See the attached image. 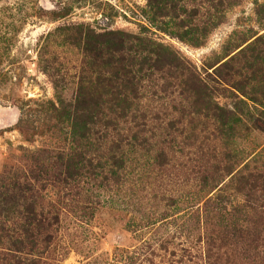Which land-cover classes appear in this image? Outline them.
I'll list each match as a JSON object with an SVG mask.
<instances>
[{
    "label": "trees",
    "instance_id": "16d2710c",
    "mask_svg": "<svg viewBox=\"0 0 264 264\" xmlns=\"http://www.w3.org/2000/svg\"><path fill=\"white\" fill-rule=\"evenodd\" d=\"M232 6L234 0H146L142 15L157 30L200 47L212 30L225 21ZM255 14L256 21L264 26V4L256 7ZM144 27L138 33L121 29L96 31L89 27V104L83 97L87 87L84 84L76 88L73 102L59 99L41 103L70 127L77 147L65 156L54 149H41L39 155L46 160H36L24 169L10 166L0 173V264H43L42 259L48 258L60 238L58 206L64 200L77 197L82 208L88 209L89 194L95 188L103 186L116 191V187L123 186L128 155H144L163 167L174 144L180 157L194 162L192 169L201 173V187H206L208 194L215 190L213 197L208 196L202 204L213 221L211 228L198 236L204 245L199 264H230V241L235 247L240 246L247 264H264V159L258 163V155L235 167L240 152L232 150V135L236 136L232 121L240 123L245 119L252 129L264 125V35H252L251 38L255 37L246 43L245 49L238 50L241 68H246L248 74L246 81L256 83L259 78L261 94L257 97L252 90L247 97L250 103L238 97L223 107L211 103L209 82H233L230 77L234 57L228 46L211 65L214 66L211 74L202 76L177 51L158 41L151 28ZM96 72L95 77L90 76ZM153 72H159L161 86L150 82ZM185 85L195 95L193 113L211 111L201 118L188 119L190 131L179 126L185 111L182 106L175 116L167 110L172 97L183 92ZM228 85L246 94L239 90L240 84ZM144 89H148L150 97L142 92ZM153 95L164 102H156ZM175 107L172 104L171 108L176 110ZM207 123L212 129H206ZM257 132L263 131L249 134ZM216 138L223 139L229 147L222 153V160L217 161L215 155L209 157L215 161L211 164L214 173L223 171L229 175L224 186H219L198 165L204 155L200 143ZM232 182L242 192L243 201L231 196ZM91 185L96 187L89 190ZM162 197L176 210L178 218L201 209V200L193 197L177 199L169 194ZM245 208L251 210L248 216L243 213ZM245 220L250 227L241 226Z\"/></svg>",
    "mask_w": 264,
    "mask_h": 264
},
{
    "label": "rangeland",
    "instance_id": "374dc122",
    "mask_svg": "<svg viewBox=\"0 0 264 264\" xmlns=\"http://www.w3.org/2000/svg\"><path fill=\"white\" fill-rule=\"evenodd\" d=\"M260 4L264 0H234L225 21L212 30L203 46L194 47L151 26L142 15L146 0H0V173L10 166L24 169L36 160H46L39 155L41 149H54L64 156L76 149L70 127L41 103L59 99L64 103L73 102L77 97L76 88L84 84L87 87L83 97L89 104V27L96 31L121 29L135 33L142 26L149 27L158 41L177 51L202 76L211 74L214 70L211 65L228 46L234 57L230 78L246 94L228 85L233 82H209L211 103L224 107L238 97L250 103L247 97L252 95V90L259 97L262 85L259 78L258 82L248 84L247 71L241 68L242 58L238 53L255 36L264 35V26L256 21L255 14ZM244 38L251 39L242 42ZM96 75L97 72L94 76L90 74ZM150 80L159 86L162 84L159 72H153ZM184 88L172 97L167 110L175 116L177 108L182 106L185 111L179 126L190 131L188 119L201 118L203 113L211 111L193 113L195 95L186 85ZM147 91L142 92L150 97ZM153 96L156 102H164ZM172 104L176 110L171 108ZM206 129L212 126L207 123ZM232 130H236V136L232 135V150L240 152L235 158V167L258 155L257 162H262L264 125L252 129L243 119L240 123L232 121ZM249 131L263 132L253 135ZM200 145L204 155L198 165L219 186H224L229 175L223 171L214 173L211 164L215 161L209 157L215 155L217 161L222 160L228 145L221 138L204 139ZM171 147L169 160L163 167L156 166L144 155H128V173L123 186H114L116 191L89 186V190L95 189L89 194L88 209L82 208L77 197L64 200L58 206L60 238L55 249L47 254L48 258L42 259L43 264H199L204 245L198 236L207 232L213 221L202 204L208 196L213 197L215 190L208 194L206 187H201V173L191 167L194 162L180 157L175 144ZM168 194L177 199L201 200L200 212L178 218L176 210L162 199ZM231 196L243 201L242 192L236 190L233 182ZM245 209L243 213L251 214L249 208ZM248 222H241V226H248ZM234 247L230 241V264H247L240 246L235 250Z\"/></svg>",
    "mask_w": 264,
    "mask_h": 264
}]
</instances>
